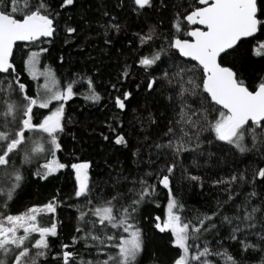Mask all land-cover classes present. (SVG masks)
<instances>
[{"label":"snow or ice","instance_id":"6c2138e0","mask_svg":"<svg viewBox=\"0 0 264 264\" xmlns=\"http://www.w3.org/2000/svg\"><path fill=\"white\" fill-rule=\"evenodd\" d=\"M113 8L137 19L171 10L167 35L159 25L135 35L139 47L147 46L149 53L137 58L146 73L145 91H159L173 107L179 106L175 121L179 127H169L167 142L156 143L157 151L147 157L139 148L131 153L137 167L134 176L124 175L120 165L101 182L91 175L92 160L62 162L61 138L73 123L65 118V106L78 95L92 105L104 97L90 76L77 74L61 86L54 68L41 70L49 54L43 45L57 39L71 44L80 29L69 13L85 20L90 9L84 0H0V264H140L145 239L139 213L148 204L159 207L158 189L165 190L166 213L152 218L153 227L170 234V244L178 250L173 264H264V74L250 83L242 65L225 63L249 38L257 39L254 55L264 57V41L257 37L264 36V0H195L194 5L179 0H115ZM96 10L104 18L97 21L104 42L111 45V35H119L126 26L107 6ZM59 61L64 63L62 55ZM24 72L36 82L35 94H30ZM130 78L125 65L110 84L113 107L120 114L134 99L126 88ZM83 84L84 94L77 87ZM135 88L139 91L140 84ZM120 114L114 117L116 127L106 125L114 136L103 132L100 136L113 148L130 150L126 133L117 131L124 128ZM149 123H155L151 114ZM72 138L76 139L74 134ZM198 150L209 159L242 157L247 163L258 156L260 163L213 181L214 186H226L225 199L217 201L213 212L198 213L194 222L183 215L177 184L188 180L203 188V178L187 169L177 175L175 158ZM34 162L31 174L38 181L59 179L67 171L80 202L76 235L71 244L60 242L56 253L53 241H58L63 223L57 212L63 204L59 190L42 205L10 213L26 184L25 165ZM225 205H230L231 214ZM78 244L89 259L69 250Z\"/></svg>","mask_w":264,"mask_h":264},{"label":"trees","instance_id":"16d2710c","mask_svg":"<svg viewBox=\"0 0 264 264\" xmlns=\"http://www.w3.org/2000/svg\"><path fill=\"white\" fill-rule=\"evenodd\" d=\"M177 2V0H173ZM180 3L194 5L195 0H179ZM89 11L85 20H80L76 12L69 15L73 17V23L80 29V34L71 44L62 43L57 39L52 45L45 43L44 47H49V54L44 62L56 70L57 77L62 86L68 78L76 79L77 74L85 77H92L96 84L97 91L104 97L100 104L92 105L83 99V95L74 97L65 106V118L73 121L67 125L66 134L61 138L64 151L59 153L62 162H79L81 160H92L93 168L91 175L94 180L101 182L107 181L113 169L120 170L123 165L122 173L124 175L137 173V167L134 164V157L131 155L137 148L147 157V154L156 152L154 145L156 143H166L169 139V127L178 128L175 121L179 120V106L173 107L166 98V95L157 91L155 94L145 91L146 73L139 68L137 58L141 55H147V46L139 47L138 38L135 35L141 31H147L150 25H159V30L167 35L171 27V10L164 11L161 14H150L146 17L137 19L131 13L120 14L118 9H114L115 0H84ZM107 6L113 14L125 24V29L119 34L111 35V45L105 44L106 37L99 28L97 21L104 18L100 15L99 8L103 10ZM61 36L63 34L61 33ZM257 37L264 41V36L259 33ZM187 38V37H185ZM240 53L229 57L225 62L227 64H236L243 66L244 75L250 83L256 82L257 78L264 74V57L254 55V49L257 39H249ZM159 41H157V44ZM64 57V63L59 61L60 56ZM19 64V60H17ZM125 65L130 67L131 78L127 81L126 88L132 90L134 99L129 104L126 112L120 114V110L113 107L111 97L113 92L110 88L111 83L116 82L117 74ZM22 78L29 83L30 94H35V83L22 73ZM139 83L140 89L136 91L135 85ZM78 90L84 94L87 91V85H78ZM124 89H121L123 91ZM198 99V98H194ZM192 103V100H189ZM193 107H196L193 104ZM47 114V110H40ZM120 114L124 128L117 131H124L129 140V149L113 148L108 142L103 141L100 133L114 136L107 130L106 125L112 124L116 127L114 117ZM155 119V123H149V116ZM76 139L73 140L72 136ZM26 135H28L26 133ZM147 137V139H145ZM207 147V145H205ZM177 160V175L183 169L193 175H199L203 178V188L197 186L196 182L184 180L177 184L179 189L177 195L184 203L183 215L193 219L198 213H211L216 209L217 201L225 199V193L222 191L225 185L214 186L213 181L228 176L233 171H239L243 168L260 163V157H252L244 162V158L227 157L218 159L207 155L201 156L197 152H186L175 158ZM195 161V163H194ZM199 165V167L197 166ZM35 162L31 165H25L26 184L19 197L13 201L10 207L11 214L23 212L26 208L33 205H42L57 196L63 204L58 208V218L63 221L61 233L58 241H53L52 251H60V242L71 244V239L75 233L78 215L76 207L79 201L74 197V181L66 171L61 174L59 179L49 181H38L31 174L35 169ZM237 199H240L239 197ZM159 207L156 204L145 205L139 213V226L144 231L145 251L140 257V264H173L177 257L178 250L170 244V234H160L153 227V217L160 215L164 217L166 213L167 197L165 190L158 189L156 198ZM225 211L230 212V205H225ZM223 231V229H222ZM89 259L90 256L82 247V244L75 246V249Z\"/></svg>","mask_w":264,"mask_h":264},{"label":"rangeland","instance_id":"374dc122","mask_svg":"<svg viewBox=\"0 0 264 264\" xmlns=\"http://www.w3.org/2000/svg\"><path fill=\"white\" fill-rule=\"evenodd\" d=\"M49 65H47L45 62H44V59L42 60V62H41V65H40V69L41 70H44L45 68H47ZM30 78V77H29ZM30 80H31V78H30ZM34 83H36V82H34ZM39 83H43V78L41 77L40 78V80H39ZM61 86H62V84H61ZM55 106V104L53 105V107ZM42 110H46V109H42ZM48 111V110H47Z\"/></svg>","mask_w":264,"mask_h":264},{"label":"water","instance_id":"95a60500","mask_svg":"<svg viewBox=\"0 0 264 264\" xmlns=\"http://www.w3.org/2000/svg\"><path fill=\"white\" fill-rule=\"evenodd\" d=\"M249 39H252V38H249ZM161 234V233H160ZM165 234V233H164Z\"/></svg>","mask_w":264,"mask_h":264}]
</instances>
